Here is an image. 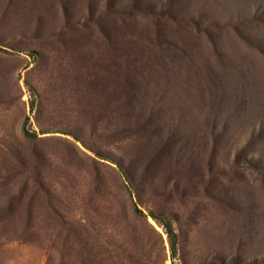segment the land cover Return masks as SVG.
<instances>
[{"label":"rangeland","instance_id":"rangeland-1","mask_svg":"<svg viewBox=\"0 0 264 264\" xmlns=\"http://www.w3.org/2000/svg\"><path fill=\"white\" fill-rule=\"evenodd\" d=\"M0 264H264V0H0Z\"/></svg>","mask_w":264,"mask_h":264},{"label":"trees","instance_id":"trees-1","mask_svg":"<svg viewBox=\"0 0 264 264\" xmlns=\"http://www.w3.org/2000/svg\"><path fill=\"white\" fill-rule=\"evenodd\" d=\"M61 4H63L62 7L64 9L62 11H63L64 16L68 17L69 16L68 6L66 5V3H64V1H62ZM165 8H166V6L163 7L159 12L152 13V15L154 17L159 16V13L161 11L164 12ZM107 11H110V8H108ZM107 11L106 12L105 11L99 12L97 7H95V9H94L93 6H90V8H89V20L90 21H94L93 18L95 17V26L96 27L101 26L102 25V20L105 18ZM167 19L172 20V21L175 20V18H174V16L172 14H168V18ZM109 43L112 46L115 45V41H112V42H109ZM34 107H35V105H34V103H32L31 109L33 110ZM49 133H51V132L48 131L47 129H42V132L38 133L36 131H32V130H29L27 128H24L25 137L29 141L39 140L41 135H46V134H49ZM57 133H60V132H57ZM67 135H69V134H67ZM156 152L158 153V150ZM157 153L152 155V162H154L157 159V157H158ZM95 154H96L97 157H99L101 159H105V155H103L100 151H95ZM118 166H120V173L126 177L127 182L129 183L131 181V173L128 170H126L124 167H122L121 165H118ZM137 184H138V182L136 180L134 184L131 181V183H129V185H127L128 191H129V193L132 196L135 194V191L137 189ZM44 192L47 195L50 194V191L48 189H46V188L44 189ZM139 198H140V196H139ZM138 202L135 203V213H136V216L139 218L138 220L145 219V221H147V217H150L161 228L164 229V232H165V234L167 236V241H168V244H169V249H170V252H171L172 259L175 260L178 257V255H179L180 243H181L180 234H179L178 230L176 229L175 221L172 219V217L169 215L168 212H165V211H163L161 209H151V210H149V215H145L143 210L139 208V205H138L139 203Z\"/></svg>","mask_w":264,"mask_h":264}]
</instances>
